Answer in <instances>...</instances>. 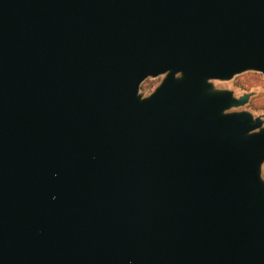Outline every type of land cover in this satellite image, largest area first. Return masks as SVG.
<instances>
[{
    "label": "water",
    "instance_id": "water-1",
    "mask_svg": "<svg viewBox=\"0 0 264 264\" xmlns=\"http://www.w3.org/2000/svg\"><path fill=\"white\" fill-rule=\"evenodd\" d=\"M248 71L264 0H0V264H264Z\"/></svg>",
    "mask_w": 264,
    "mask_h": 264
},
{
    "label": "rangeland",
    "instance_id": "rangeland-1",
    "mask_svg": "<svg viewBox=\"0 0 264 264\" xmlns=\"http://www.w3.org/2000/svg\"><path fill=\"white\" fill-rule=\"evenodd\" d=\"M165 75L157 78H148L140 88V94L146 98L155 92L165 79ZM215 90L231 91L236 98L246 95L249 100L245 106L235 108L232 112L247 111L255 118L264 120V76L262 73L248 71L235 76L229 81H213ZM262 179L264 180V165L262 166Z\"/></svg>",
    "mask_w": 264,
    "mask_h": 264
}]
</instances>
